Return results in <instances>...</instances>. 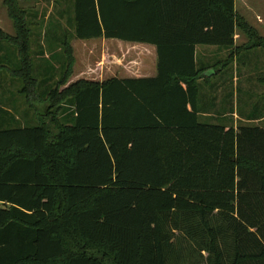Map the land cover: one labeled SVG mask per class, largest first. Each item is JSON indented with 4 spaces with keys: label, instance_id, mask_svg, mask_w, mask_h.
<instances>
[{
    "label": "trees",
    "instance_id": "16d2710c",
    "mask_svg": "<svg viewBox=\"0 0 264 264\" xmlns=\"http://www.w3.org/2000/svg\"><path fill=\"white\" fill-rule=\"evenodd\" d=\"M3 5L16 30H0L18 51L11 76L27 101L43 92V109L32 126L0 130V264H200L203 253L206 264H264V128L199 119L208 78L196 47L233 49L239 29L264 49L235 0H75L46 94L31 55L38 16ZM100 39L155 46L156 77L71 82L72 42Z\"/></svg>",
    "mask_w": 264,
    "mask_h": 264
},
{
    "label": "rangeland",
    "instance_id": "374dc122",
    "mask_svg": "<svg viewBox=\"0 0 264 264\" xmlns=\"http://www.w3.org/2000/svg\"><path fill=\"white\" fill-rule=\"evenodd\" d=\"M21 2L22 6L25 7L28 12L30 11V8L38 16L34 18V20L37 22V25H32V27H30L34 32L32 34L31 55L36 69L34 72V77L38 80V90H43L44 94H46L51 88L55 86L56 82L61 77L62 70L64 68L63 65L65 59L63 52H59V49V51L57 50L56 52L57 44L53 42V38L60 33V29H62L61 23L64 25L65 21L67 22L69 17H71L72 12L70 1L64 0L67 14L66 19H64L63 22L57 18V11L61 6H57L53 0H20V3ZM237 10L239 15L241 17L244 16L249 24L257 31L259 30L260 32H258L260 35L264 37V31L260 29V23H258L257 20V16H260V18H262L264 21V0L238 1ZM29 13L31 16V12ZM28 19L30 22H33L32 18ZM68 25L69 24L66 25L67 31H65L67 35L72 34L73 32V28ZM0 28L9 35L14 36L16 33L13 22L8 17L7 9L4 5H2L1 0ZM40 29H43V31L40 32ZM49 39H51V41H49ZM244 41L245 38L241 37L238 44H242ZM43 42L44 45H42ZM72 45L76 56V64L74 67V76L71 82H75L82 78L102 81L114 76L115 73H119L116 76L120 78L124 76L129 77L133 75V73H131V67L139 66L135 63L137 57L134 54V51L132 49L128 50L126 48H124L126 50H120V52L116 49L118 57L122 59V62L115 63L113 58H111V61H108V58H106V62H102V56L105 53L103 50L105 44L103 43L102 39L89 42L74 40ZM124 46L126 47L127 45ZM202 48H209L207 49V52L205 51L209 55H221L222 53V51L218 52L217 49L213 47L203 46ZM111 51H115L113 46ZM43 53L44 56H42ZM260 53L264 54V49H249L240 51L238 62L242 63L243 60L248 58L249 55L254 57L251 58V56H249L251 62L248 65L246 64L245 68L240 65L239 68L234 66V68L229 69L227 77L229 76L230 78L234 72L235 75L240 77L239 83L236 82L237 79L235 80V83L232 80L227 81V77L223 73L221 77L215 78L213 80V85L210 87L205 86L203 88L205 92H223V98L222 95L220 96V100L222 102L220 105L221 112L228 111V113L231 114L236 113V115L241 118V120H238V123L236 121V124L231 125V123H234V121L232 120V117H229L230 123L228 125L235 126L236 129L239 127L264 128V119L257 122L246 123L242 118L250 116L253 117V119H259L264 116V81H257V77H260L262 74L264 75V68L262 67V64H264V59L261 58L262 56ZM55 56L57 60H55ZM18 68L19 60L17 57L16 47L8 41L0 39V92L7 91V89H10V86H12L13 89L22 88V83L14 77H11V72ZM214 71V69H211L208 74H212ZM223 78L225 79L223 80ZM63 106L66 108V110L69 109L71 112V114H69L67 117V119L70 121L73 116L72 113L74 112L73 105L66 103ZM219 115L222 117L223 114L221 113ZM216 116L218 118L216 120L211 119L210 121H205L202 118L200 120L202 123L222 125V121L224 120H222L217 114ZM257 116L259 118H256ZM18 117H22V119L30 118V116H27L26 113L18 114ZM207 257L208 254L203 253V258L199 257L198 259V261L201 262L200 264H206L205 260Z\"/></svg>",
    "mask_w": 264,
    "mask_h": 264
},
{
    "label": "crops",
    "instance_id": "0c3cea01",
    "mask_svg": "<svg viewBox=\"0 0 264 264\" xmlns=\"http://www.w3.org/2000/svg\"><path fill=\"white\" fill-rule=\"evenodd\" d=\"M35 1V0H34ZM70 1V7H71V17H74L75 12V0H69ZM242 0H235V9L239 15V12L237 10V2ZM54 3H56L57 6H61L59 10L57 11V18L60 20V16H62V12L66 10V7L64 5V0H53ZM62 2V3H61ZM1 3L3 5V0H1ZM243 6V5H240ZM245 6V5H244ZM240 16V15H239ZM241 17V16H240ZM243 18L248 25L256 30L254 27H252L249 22L246 20V18L243 16ZM63 20V17H62ZM258 23H260V29L264 31V21L260 16H257ZM63 22V21H62ZM62 28V25H61ZM0 30L3 31V29L0 28ZM43 31V29H40V32ZM63 28L60 29L59 35L62 33ZM257 31V30H256ZM259 31V30H258ZM258 35L262 38L263 36L260 35V31L258 32ZM4 32V31H3ZM16 32V30H15ZM5 33V32H4ZM57 33V32H56ZM7 34V33H5ZM11 37H15V35H9ZM241 37L245 38L244 43L238 44ZM235 47L233 49L228 48H222V47H216V46H206V47H213L217 49L218 52L222 51L221 55L215 54V55H209L207 54V49L209 48H202L203 46H197L196 47V64L199 69H206L204 75L207 76L208 82L206 83L203 79L199 80V88H200V97H199V119H203L205 121H210L211 119L216 120L218 119L216 114L220 117L219 114H223L222 117H220L222 120V125H224L227 128H235V126L228 125L230 122L229 117H232L234 123L236 124V121L238 123V120H241L236 113H228V111L221 112V100L220 96L223 92H205L203 88L210 87L213 85V80L215 78L221 77L224 73L227 77L228 71L230 68H234V66H243L245 68L246 64H250L249 56L254 57L252 55H249L248 58L244 59L243 62H238L239 53L240 51L249 50V49H261V48H252V42L251 39L244 34L239 29L236 30L235 33ZM104 45L103 50L105 53L102 56V62H106V58H108V61H111V58H113L115 63L122 62V59L118 57V54L116 52V49L122 51L126 49H132L134 51V54L137 57V60L135 63L139 66H132L131 70L133 73L132 76L127 77H121V78H154L157 75V64H158V54L157 49L155 46L152 45H145V44H135V43H127L123 42L117 39H102ZM126 43V44H125ZM12 44V43H11ZM109 44V45H108ZM13 45V44H12ZM44 45V42L43 44ZM108 45V46H107ZM124 45H127L126 47ZM112 46L115 48V51H111ZM43 47V46H42ZM201 47V48H200ZM126 48V49H124ZM17 49V48H16ZM263 50V49H261ZM206 51V52H205ZM223 54V55H222ZM233 55V58L231 56ZM262 57H261V56ZM260 57L264 59V54L260 53ZM238 56V57H237ZM17 57H18V51H17ZM223 58V59H222ZM110 59V60H109ZM19 60V58H18ZM112 61V62H113ZM264 61V60H263ZM113 62V63H114ZM132 63V62H131ZM262 67L264 68V64H262ZM113 68V67H112ZM211 69H214L215 71L212 74H208ZM221 71V72H220ZM119 73H115L112 77H118L116 76ZM211 75V76H210ZM12 77V76H11ZM264 75L262 74L260 77H257V81L263 82L264 81ZM119 78V77H118ZM239 78V79H238ZM16 79V78H15ZM225 78H223L224 80ZM237 79V83L240 82V77L238 75H235L233 72L232 76L229 78L227 77V81L232 80L235 83V80ZM19 80V79H17ZM20 81V80H19ZM21 82V81H20ZM18 88V85H17ZM203 92V94H202ZM209 93V94H207ZM26 93L22 92L21 89H13L12 86H10V89H7V91L0 92V130H11L15 128H19V124L21 125L20 128L27 127V124H30L29 126H32V124H36L37 122V114H38V105L40 106V111L43 109V92H33L31 94L32 100L27 101ZM223 98V95H222ZM29 111L30 118L22 119L18 117V114H24ZM231 112V111H230ZM12 116H15L13 118ZM243 121L246 123L249 122H257L264 119V116L260 119H251V117H242ZM201 121V120H200ZM236 129V128H235ZM0 208L1 209H9L10 205L8 203L0 202ZM8 239H5L7 241H15V239L10 238L11 236H7Z\"/></svg>",
    "mask_w": 264,
    "mask_h": 264
}]
</instances>
